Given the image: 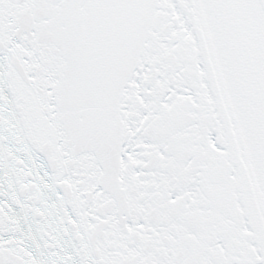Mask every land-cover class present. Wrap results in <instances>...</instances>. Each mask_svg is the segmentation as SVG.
Returning <instances> with one entry per match:
<instances>
[{
	"label": "snow or ice",
	"instance_id": "1",
	"mask_svg": "<svg viewBox=\"0 0 264 264\" xmlns=\"http://www.w3.org/2000/svg\"><path fill=\"white\" fill-rule=\"evenodd\" d=\"M0 264H264V0H0Z\"/></svg>",
	"mask_w": 264,
	"mask_h": 264
}]
</instances>
